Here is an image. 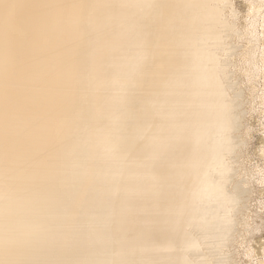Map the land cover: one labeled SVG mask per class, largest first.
<instances>
[{
	"label": "bare ground",
	"instance_id": "obj_1",
	"mask_svg": "<svg viewBox=\"0 0 264 264\" xmlns=\"http://www.w3.org/2000/svg\"><path fill=\"white\" fill-rule=\"evenodd\" d=\"M0 264H264V0H0Z\"/></svg>",
	"mask_w": 264,
	"mask_h": 264
}]
</instances>
